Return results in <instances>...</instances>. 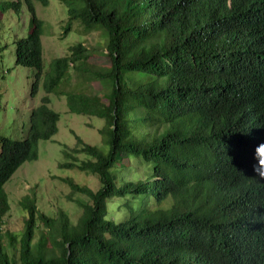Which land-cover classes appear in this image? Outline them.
<instances>
[{"label":"trees","instance_id":"16d2710c","mask_svg":"<svg viewBox=\"0 0 264 264\" xmlns=\"http://www.w3.org/2000/svg\"><path fill=\"white\" fill-rule=\"evenodd\" d=\"M61 1L63 37L76 25L101 32L110 65L91 74L79 43L45 72L37 5L46 9L49 0L0 3V29L5 13H29L14 62L33 71L31 98L42 84L46 95L23 140L0 135V228L11 210L6 185L59 132L50 96L65 98L73 116L105 122L103 146L76 137L80 149L64 157L86 161L59 168L90 173L102 186L93 192L62 180L88 203L76 226L60 214L50 248L33 242L39 223L56 222L23 200L18 252L0 243V264H264V174L257 172L264 167L257 153L264 145V0ZM7 49L0 43V60ZM71 74L84 82L61 91ZM92 80L102 96L82 87ZM133 173L146 179L133 183ZM125 194L127 219L105 221L107 199Z\"/></svg>","mask_w":264,"mask_h":264},{"label":"rangeland","instance_id":"374dc122","mask_svg":"<svg viewBox=\"0 0 264 264\" xmlns=\"http://www.w3.org/2000/svg\"><path fill=\"white\" fill-rule=\"evenodd\" d=\"M16 2L17 0H0ZM37 15L44 21L43 29V61L45 72L49 69L52 60L64 57L68 49L79 43L89 51L88 71L94 72L105 69L110 65L106 57L105 39L101 32L85 34L80 25H76L70 36L63 37L61 28L65 26L66 9L61 0H49L48 8L37 5ZM0 29V43L2 47L8 46L3 53L5 58L0 64V135L11 140H23L25 131L29 127L32 110L41 104L45 95L43 84L35 99L31 98L32 76L31 69L17 67L14 62V42L26 37L30 29V15L23 7L20 13L9 11L3 15ZM64 39V40H63ZM72 81L61 91L67 92L80 88L83 78L71 74ZM86 83V82H85ZM83 88H88L100 96L103 95L102 84L89 81ZM51 107L60 114L58 134L49 142L39 145V160L25 164L6 185L5 190L10 201V213L3 219L0 228V243L8 250L18 252L21 237L25 232L26 217L21 203L29 198L33 200L38 210L46 217L54 220L57 228H46L39 223L36 230L34 245H41L46 240L47 248L50 241L59 239L60 214L65 212L72 224L76 226L83 215L81 204H87L88 199L75 194L65 185L63 179H71L75 184L88 187L93 192L101 189L98 177L75 170H60V165L66 163H82L86 161L83 155L76 156L67 161L64 150L73 156L74 150L80 149L76 137L91 146H103L106 135L102 133L105 122L97 118L73 116L69 113L66 100L63 97L50 96ZM14 241L13 248L11 242Z\"/></svg>","mask_w":264,"mask_h":264},{"label":"clouds","instance_id":"9594fccd","mask_svg":"<svg viewBox=\"0 0 264 264\" xmlns=\"http://www.w3.org/2000/svg\"><path fill=\"white\" fill-rule=\"evenodd\" d=\"M259 154V165L264 166V145H261L257 149ZM258 174H264V167L257 169ZM146 179L141 173H133L131 181L133 183L140 182ZM131 199L130 196L125 194L124 196L113 195L108 198L105 204V215L103 219L112 223H121L127 219L129 214V209L125 206V201ZM134 206V205H133Z\"/></svg>","mask_w":264,"mask_h":264}]
</instances>
